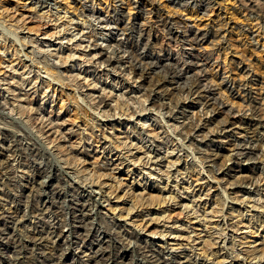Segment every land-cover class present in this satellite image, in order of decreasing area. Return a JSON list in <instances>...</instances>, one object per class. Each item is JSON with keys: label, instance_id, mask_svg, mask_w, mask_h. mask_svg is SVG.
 Listing matches in <instances>:
<instances>
[{"label": "rangeland", "instance_id": "1", "mask_svg": "<svg viewBox=\"0 0 264 264\" xmlns=\"http://www.w3.org/2000/svg\"><path fill=\"white\" fill-rule=\"evenodd\" d=\"M0 264H264V0H0Z\"/></svg>", "mask_w": 264, "mask_h": 264}, {"label": "bare ground", "instance_id": "2", "mask_svg": "<svg viewBox=\"0 0 264 264\" xmlns=\"http://www.w3.org/2000/svg\"><path fill=\"white\" fill-rule=\"evenodd\" d=\"M39 1H41V0H39ZM41 187V186H40Z\"/></svg>", "mask_w": 264, "mask_h": 264}]
</instances>
